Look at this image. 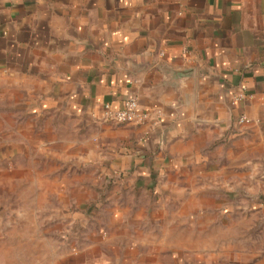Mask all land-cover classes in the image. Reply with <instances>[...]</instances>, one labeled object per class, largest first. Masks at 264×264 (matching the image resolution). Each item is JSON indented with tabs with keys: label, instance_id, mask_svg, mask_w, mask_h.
I'll return each mask as SVG.
<instances>
[{
	"label": "crops",
	"instance_id": "crops-1",
	"mask_svg": "<svg viewBox=\"0 0 264 264\" xmlns=\"http://www.w3.org/2000/svg\"><path fill=\"white\" fill-rule=\"evenodd\" d=\"M131 96L147 123L103 120ZM73 161L122 176L111 236L143 264H264L213 251L220 197L264 170V0H0V163Z\"/></svg>",
	"mask_w": 264,
	"mask_h": 264
},
{
	"label": "rangeland",
	"instance_id": "rangeland-1",
	"mask_svg": "<svg viewBox=\"0 0 264 264\" xmlns=\"http://www.w3.org/2000/svg\"><path fill=\"white\" fill-rule=\"evenodd\" d=\"M5 165L0 163V264L144 263L134 258L129 242L120 247L111 236L112 201L130 197L119 195L128 186L122 176L93 175L90 165L73 161L69 173L57 163L54 178L33 180L18 178ZM253 165L246 164L241 189L220 197L231 208L216 212L218 229L227 232L215 244L217 257L264 253V170L256 178Z\"/></svg>",
	"mask_w": 264,
	"mask_h": 264
},
{
	"label": "built area",
	"instance_id": "built-area-1",
	"mask_svg": "<svg viewBox=\"0 0 264 264\" xmlns=\"http://www.w3.org/2000/svg\"><path fill=\"white\" fill-rule=\"evenodd\" d=\"M246 93L242 91L238 95V99L245 98ZM151 118L150 111H144L139 108L138 98L135 96L129 97L122 108L114 109L110 103L104 105L103 110V120L105 122L114 124H145ZM251 119L242 115L240 117V123L246 124L250 122Z\"/></svg>",
	"mask_w": 264,
	"mask_h": 264
}]
</instances>
